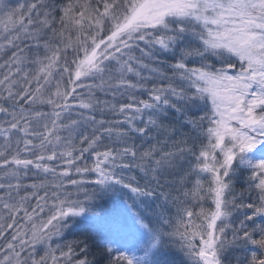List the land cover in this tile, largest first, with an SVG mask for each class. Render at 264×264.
<instances>
[{"label": "snow or ice", "instance_id": "snow-or-ice-1", "mask_svg": "<svg viewBox=\"0 0 264 264\" xmlns=\"http://www.w3.org/2000/svg\"><path fill=\"white\" fill-rule=\"evenodd\" d=\"M0 25V264H264V0H0Z\"/></svg>", "mask_w": 264, "mask_h": 264}, {"label": "rangeland", "instance_id": "rangeland-1", "mask_svg": "<svg viewBox=\"0 0 264 264\" xmlns=\"http://www.w3.org/2000/svg\"><path fill=\"white\" fill-rule=\"evenodd\" d=\"M13 4L17 2H23V0H11ZM2 27V25H0ZM123 197L119 194H110L102 200L96 202L95 211L100 213L102 216L107 217L109 220H112L114 217V203L116 205V210L123 211L122 206Z\"/></svg>", "mask_w": 264, "mask_h": 264}, {"label": "trees", "instance_id": "trees-1", "mask_svg": "<svg viewBox=\"0 0 264 264\" xmlns=\"http://www.w3.org/2000/svg\"><path fill=\"white\" fill-rule=\"evenodd\" d=\"M72 237H68V239H71Z\"/></svg>", "mask_w": 264, "mask_h": 264}]
</instances>
